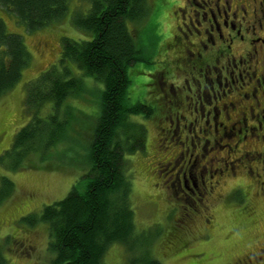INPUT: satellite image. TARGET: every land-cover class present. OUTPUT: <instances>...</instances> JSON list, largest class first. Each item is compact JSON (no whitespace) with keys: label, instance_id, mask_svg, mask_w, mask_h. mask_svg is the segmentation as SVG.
Wrapping results in <instances>:
<instances>
[{"label":"rangeland","instance_id":"rangeland-1","mask_svg":"<svg viewBox=\"0 0 264 264\" xmlns=\"http://www.w3.org/2000/svg\"><path fill=\"white\" fill-rule=\"evenodd\" d=\"M69 2L67 15L62 20L30 33L14 14L0 6V17H4L8 32L24 37L30 58L28 65L21 68L15 85L0 97V195L4 196L6 179L12 184L10 194L0 200V256L5 264H51L53 254L48 250V227L37 219L45 207L59 203L74 186H79L90 167V142L101 115L100 96L104 88L92 77L83 75L76 65H71L73 77L80 78L81 83L76 86L75 95L68 97L63 108L56 112L50 109L52 102L38 111L42 119L50 113L57 115L54 125L48 122V128H54L55 146L42 155V149L37 148L39 140H35L31 149L20 150L23 159L15 168L7 153L16 133L31 120L32 113L25 102L27 86L38 83L43 72L59 64L63 38L83 41L88 38L72 22L75 12L86 13L89 1ZM150 16L139 24L128 22L129 30L140 43L142 41L146 58L128 70L129 97L132 104L148 100L155 107L148 97L154 86L147 85L157 65L161 29L169 31L167 26H171L172 19L165 21L159 10ZM164 21L165 27H162ZM137 116H132V121L144 129L143 148L126 155L124 163L130 183L128 203L134 212L135 237L142 242L129 250L121 243L108 246L103 264H130V256L138 257L146 252L161 264H240L247 256L258 254L264 248V197H260L253 186L248 171L237 179L228 180L220 191L222 198L213 204L215 218L210 230L205 219L200 218L191 235L182 232L180 241L168 242L170 231L181 225L175 222L178 216L169 208L183 204L175 197L166 198L162 194V181L153 172L155 161L152 160L162 159L161 154H157V141L161 136L157 122ZM36 125L31 126L30 132H35ZM233 188L241 190L239 199L247 202L248 210L255 211L254 214L244 215L241 205L233 204L237 202V198L230 195Z\"/></svg>","mask_w":264,"mask_h":264},{"label":"flooded vegetation","instance_id":"flooded-vegetation-1","mask_svg":"<svg viewBox=\"0 0 264 264\" xmlns=\"http://www.w3.org/2000/svg\"><path fill=\"white\" fill-rule=\"evenodd\" d=\"M147 7L146 20L159 10L172 24L171 31L161 29L157 65L147 85L154 86L148 97L155 107L136 101L151 109L148 117H137L155 120L160 130L162 159L152 160L153 172L162 181V194L183 204L169 208L181 225L170 231L168 242H177L182 232L193 233L200 218L213 227V204L228 180L248 171L264 197V0H147ZM12 61L0 46V76L10 72ZM230 195L244 215L254 214L239 199L240 189ZM261 263L264 248L240 262Z\"/></svg>","mask_w":264,"mask_h":264},{"label":"trees","instance_id":"trees-1","mask_svg":"<svg viewBox=\"0 0 264 264\" xmlns=\"http://www.w3.org/2000/svg\"><path fill=\"white\" fill-rule=\"evenodd\" d=\"M69 1L0 0V6L14 14L30 32L62 20L67 15ZM91 1L86 13H75L72 22L88 38L84 41L63 38L59 64L43 72L38 83L27 86L25 102L32 113L31 120L16 134L9 152L15 168L23 159L20 150L31 149L35 140H39L37 148L42 149V155L55 146L54 128H48V122L54 125L57 115L50 113L42 119L38 111L52 102L50 109L56 112L63 108L68 97L75 95L81 80L73 77L71 65L103 85L101 115L90 142L89 171L83 174L86 176L79 186H74L59 203L45 207L37 219L48 227L51 264H103L108 246L121 243L129 250L142 242L135 237L124 161L126 155L143 148L144 143V129L132 121V116L148 117L151 109L130 103L128 70L139 63L144 53L142 41L130 32L128 22H143L150 10L147 0ZM22 43V37L8 34L0 20V46L9 50L13 60L10 72L0 76V97L15 85L21 68L29 63V52ZM34 124L37 128L30 132ZM5 186L0 200L12 190L7 179ZM130 258V264H161L148 252ZM5 262L0 256V264Z\"/></svg>","mask_w":264,"mask_h":264}]
</instances>
